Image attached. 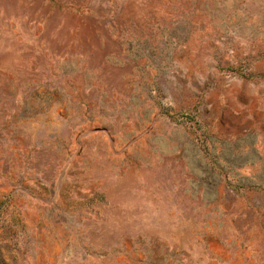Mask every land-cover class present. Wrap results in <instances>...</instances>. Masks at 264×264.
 I'll return each mask as SVG.
<instances>
[{
	"label": "rangeland",
	"instance_id": "374dc122",
	"mask_svg": "<svg viewBox=\"0 0 264 264\" xmlns=\"http://www.w3.org/2000/svg\"><path fill=\"white\" fill-rule=\"evenodd\" d=\"M0 264H264V0H0Z\"/></svg>",
	"mask_w": 264,
	"mask_h": 264
}]
</instances>
